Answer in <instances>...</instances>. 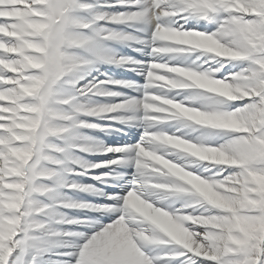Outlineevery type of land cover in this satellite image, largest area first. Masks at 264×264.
<instances>
[{"label":"snow or ice","instance_id":"obj_1","mask_svg":"<svg viewBox=\"0 0 264 264\" xmlns=\"http://www.w3.org/2000/svg\"><path fill=\"white\" fill-rule=\"evenodd\" d=\"M79 2L87 5V7L78 9L92 8V5L83 3L82 0H79ZM116 3H127L132 6H136L137 10L131 13H139L140 15L139 18L133 21H143L144 23L151 24V35L147 38H141L131 33H116L112 31L103 34L97 32L96 36H90L85 34L84 46L92 54V58H83L82 66L80 67L77 75L82 77V74L93 65L95 60H102L116 66H122L127 71H136L137 74H141L143 76L150 75V73L146 72V67L149 62L156 58L152 50L156 47H160L163 45L162 41H159L154 38L153 34L156 32V24L164 25L166 27H177L185 31L191 30L194 32L206 33L195 29H185L183 25H177L176 21L178 19L187 20L188 18L192 17H195L197 19H204L206 21L215 20V22L217 23V27L209 34L216 35L223 43H227L230 46H235L239 48L241 50L240 52L242 53V55L239 56L240 58H230L224 55L223 53H221L220 55H214L208 52H201L196 56V59L184 66L193 67L197 71L205 73L215 80L225 81L227 83H231L243 88L254 90L255 94L244 95L238 98L249 99L247 103H244L243 105L238 106L232 110H227V102L235 101L238 99L228 100L224 97L216 96L210 93L202 92L196 96L189 97L187 101L182 102H191L194 106L202 107L205 110L214 112L218 115H239L242 124H246L249 128L250 135L248 133L231 132L232 135L229 139H227L226 143L224 144V148L239 154L246 155L249 158L250 167L264 172V152H261L256 144V141L258 139L264 140V69L259 68L258 64L255 62V58L252 55V50L248 48L247 37H245L237 28L228 26V24L231 23L230 21H228V17L230 15L229 11L226 9L221 11L219 8L216 7L204 8L195 4L193 0H163V2L160 3L159 7L166 11L170 9H175L178 4H185L184 11L177 12L175 15L165 16L155 11L156 4L154 3V0H147V2H144V0H116ZM150 7L154 10L152 16H149L148 14V9ZM249 17H246V19L259 20L258 17ZM76 19L80 20L81 22L89 23V28H91L93 23H95V21L97 20L105 19L109 21H116L118 17L115 14H101L96 15L93 20H82L77 16ZM153 19L155 20V23H153ZM258 27L259 31L264 32V22H260ZM100 35H104L106 39L116 40L124 42L126 44L130 41H135L137 43H146L150 46V52L153 56V59L150 61H137L131 57H120L114 54H105L99 48L96 39V37ZM135 50L139 51V49ZM205 53L208 55L205 56L203 61H201V56H203ZM258 57L260 58V62L264 63V51L260 52L258 54ZM235 60L247 61L248 64L240 71L228 72L226 75L216 77L215 74L220 72V70L224 68L225 64ZM209 61H211L212 63H209ZM10 75H12L11 70L4 73H0V79L6 78ZM241 77L244 78L242 83L240 79ZM13 83L14 81L5 79V82L3 84H0V87L11 86ZM108 85H115L116 88L126 87L128 89V92L122 93L117 91L116 88L109 89ZM88 87H93L94 92L96 91V89H99L105 93V95H99V93H97L95 96L119 97V99L108 102V104L118 105L119 110L107 111L104 117H93L95 118L94 120L87 121L88 126L81 128L94 129L99 131H108L109 129H111L113 131L124 132L123 128L117 129L115 127V125L117 124H124L125 128H139L141 134L139 140H137L132 145H105L102 140L85 135L86 138L95 145H97L100 150L84 153L97 155H107L108 153L121 154L119 156H114L112 159L109 160H98L95 162L86 161V167H82L77 164L79 168L76 171H78L79 174L82 175H88V170L90 169L108 168L109 171H101L100 173L93 175L92 178L102 184L107 183L111 191L105 194L103 192V189L97 188L94 185H79L76 183L72 184L76 185L75 187H67V185L69 184H66L65 182L60 187L80 188L81 190L90 194L105 196L106 199L112 201L110 212L111 214L115 215V219L109 222L108 224H102L99 222L91 223L90 227L92 231L90 232H76L74 246L69 252L64 253V255L70 257V259L66 261V264H78L80 260V251L84 247V245L87 244L94 236L99 235L103 230L116 225L122 217L124 218V222L128 223L129 212H127L124 208L125 197L129 194L130 191L136 189V184L134 183V181L136 180V175L134 172L131 173L130 178L126 181V183L128 184V190L123 195L115 191V186L111 182L127 175V173L117 171L116 169H118L119 167L125 164H129L130 166L134 167V161L129 157V153L134 150L136 144L142 143L143 134L146 131L145 123L140 120L142 111L138 103L139 95L141 93V84L137 83L136 81L123 82L116 80L89 82L87 86H82L79 89L85 91V96L91 97L93 96V93L86 91ZM121 102L125 103L121 105ZM101 111H104V109H101ZM96 120H107L111 121L112 123L109 125H100L96 123ZM0 123H5V121L0 120ZM217 130L222 129L195 128L194 131L186 135V138L192 139L198 137V142L210 143V141L217 135ZM186 131L187 130H183L179 134L184 135ZM68 132L70 136L77 134L74 129H69ZM124 134L127 135L126 132H124ZM161 155H165V158H167L165 152L162 151ZM177 163L181 162L177 161ZM225 168V165L204 164L201 166L200 171L203 173L210 172V174L204 177L207 179L215 180H221L225 176H232L234 173L240 171V169H235V171H231L228 174L223 175V173L225 172ZM197 175L202 176L201 174ZM120 186L123 187V184H121ZM53 191V188L48 189L46 194L52 193ZM179 193L184 192H161L160 198L153 199L151 203L156 209L163 210V212L173 216H217L220 214L219 209L214 208L210 204H207L203 201L196 200V198H189L184 200L180 208H172L170 210H165L170 208V206L168 204L161 205V202L164 201L168 195ZM53 201H57L58 203L52 202L50 204H45L41 201V206L47 205V207L44 208V213H48V215H45L43 213L37 215L34 218L33 227H21L11 237L6 239H0V257H2L3 259V264H20V256L24 254L27 247L35 248L37 254L42 251H47L48 249L44 247V245L48 243V240L46 238L49 236L56 235V231L52 229L50 225L54 223L65 222L76 224L78 226L80 225V218H66L65 215L58 212V208L65 207V202H69L70 198L63 197L59 200L53 199ZM66 207L90 208L91 205L84 203H67ZM186 209L190 211H185ZM197 209H199V211H197ZM128 226L129 228L133 227L131 224H128ZM184 226L190 232L196 234L195 238L199 243H206L204 228H202L198 224L192 223H185ZM34 231H38L42 234L34 235ZM146 231L154 230L148 229ZM161 237V239H167V237ZM161 244H166L170 247H168L164 251L159 252L158 254H154V247ZM137 246L145 254V256H147L151 260V264H156V262L161 260L162 257H164L165 255L183 257V260L182 262H180V264H201V260L203 259H207L211 262V264H264V238H260L255 242L246 243L240 250L235 253L221 255L219 260L210 259L208 253L198 255L195 250H189V248L184 247L181 244L175 242L153 243L149 241H137ZM14 253H18V255H13ZM28 264H35V255L33 256V259L28 262Z\"/></svg>","mask_w":264,"mask_h":264},{"label":"bare ground","instance_id":"obj_2","mask_svg":"<svg viewBox=\"0 0 264 264\" xmlns=\"http://www.w3.org/2000/svg\"><path fill=\"white\" fill-rule=\"evenodd\" d=\"M234 1L232 3V6L228 9L230 15L228 17V21L231 23L228 24L229 27H235L237 25L236 19L232 17L233 14H239L240 12L245 11L244 7L240 8L237 7V1L240 2V0H229V2ZM18 2V1H17ZM243 4H247V0H242ZM256 7H258L257 3L255 4ZM4 15L8 16H19L18 12L16 11H9V12H3ZM24 15V14H23ZM6 18V16H5ZM23 21V20H22ZM24 22V21H23ZM247 23V22H246ZM245 22H242V24H246ZM24 32L25 29L23 26L19 27ZM101 29H99L100 31ZM13 34V32H11ZM165 35H170V31H167ZM210 36V38H209ZM215 35H208L207 37H204L202 35H199L198 33L195 34V38L199 40H205V41H211ZM247 37V41L252 40L253 35L249 34ZM73 40L75 43H80L81 38L79 36H73ZM258 66L260 65L262 69H264V63L260 62V59H258L257 62ZM192 83V82H191ZM215 84L219 87H230L229 84L223 83V82H215ZM194 86V84L192 83ZM208 89L212 90V83L207 81V85L205 86ZM196 88V86H195ZM198 89V88H197ZM1 97L4 99L5 94H2ZM66 95H60L59 97H56L54 103H65L66 102ZM5 100V99H4ZM21 108H28L29 105L20 106ZM175 111L178 113L177 117L171 116L169 118H174L177 120V124L181 123L184 124V128H189L188 120L183 115L184 110H186L184 107H179L174 105ZM33 112L35 113V108H32ZM54 113L64 116L65 120H72L74 116L66 115L62 113V109H54ZM161 109H157V112H160ZM6 112V109L1 107L0 104V120L5 121V123H0V239H6L7 234L11 232V229L13 227H23V222H15V221H9L6 222V211L7 212H14L16 213L20 208H29L32 212L35 210V203L31 201H27L25 204L20 206V201L22 197L20 196V199H16L13 196L14 202H9V200L6 202V179L15 178L16 176H20L18 174L19 172V162L21 158H23L26 153L25 151L22 152L21 150V144L23 143H17L12 139L9 138H21L24 136V134L27 133L32 127L33 121H29V116L26 114L25 116H22L19 121H17L16 125H11L9 127L6 126V116L4 118V113ZM147 115L148 112H147ZM215 117L218 118L219 123L214 124L210 122H205L207 124V128H216V129H222L217 130V136H219V131H240L238 127L224 119L223 115L213 114ZM50 116V117H49ZM49 116H46L45 118L52 121H43L42 126L47 127L49 131L55 130V128H67L62 125L56 124L54 121V114H50ZM62 118V117H61ZM165 118V119H169ZM97 121V120H96ZM99 121V120H98ZM101 122H104L106 124L103 125H109L111 121L107 120H100ZM99 121V123H100ZM11 122V120H9ZM36 122V121H35ZM88 125H85L86 127ZM243 127H247L245 124ZM86 133L89 135L86 136H100L98 135L97 130L94 129H87L83 128ZM20 130V132H18ZM59 131V130H58ZM175 133L174 129L171 131V134ZM86 136H82L81 140L79 141V138L72 139L68 138L65 140V145L68 146L67 142H72L73 148H67L64 147L59 151V156H55V160L57 162L53 163V160L47 157L46 159L51 163L52 166H59L60 168H66L70 167V169L77 170L80 166H87L86 161H98V160H109L112 159L115 155H118V153H108L107 155H97V154H88V153H81L82 158L80 157V150L79 147L82 143H85L87 146H89V149H86L88 152H94L99 151V147L89 141ZM215 137L213 139H215ZM22 140V139H21ZM100 140L104 142L105 145L114 144V145H121V142L117 139H109L106 136H100ZM171 140L166 146L170 148V152H167L166 156L167 158L170 157L173 160H188L186 159V152L182 151L178 147V142L174 139V137H171ZM28 139H26V142ZM143 148L145 150H148L147 146V139H143ZM58 144V141H56ZM24 146V145H23ZM25 147V146H24ZM27 148V147H25ZM68 149L70 152H68ZM82 149V148H81ZM216 150H210V151H204L201 153V158L206 159L205 162H212V163H221L225 164L226 167H232L235 165L242 166L244 164H249V158L246 155L236 153L234 151H229L228 149L224 147L218 146L215 148ZM123 151V149H122ZM227 151V152H226ZM229 151V152H228ZM73 152H76L77 154L72 155ZM209 154V155H205ZM163 158H165V155H162ZM68 157H73L71 163L66 162H60L65 159H69ZM147 158L149 159V162L153 161L151 164L153 165L154 172L152 173L151 179L154 183L160 184L164 183L159 177L162 173L167 172L168 167H172L170 175H176L177 177H174V183L168 184L165 188L161 189L162 192H184L179 194H172L168 195L164 201L161 202L162 204H168L170 208L165 210H170L172 208H180L182 205V202L186 199L192 198L191 194L195 193L196 200L203 201L207 204H210L212 207L217 208L220 210V214L217 216H210V215H199V216H193V215H178L173 216L170 214H167L163 212V210L154 211L152 208H145V205L141 204L140 201L136 200L135 197H129L126 196L125 201L127 200V205H131V209L133 210V205L136 207H139L141 209L146 210L151 216L152 219L148 223L151 225L150 228L154 231H141L140 229H133L129 228V226H119L114 225L111 226L108 229L103 230L99 235H96L93 239V241L89 244V249H91L89 252H86L85 255H91L92 258L89 259L86 263L79 261L78 264H139L141 262H144V260L148 259L147 262H144V264H150V259L147 256H142L140 254V251L136 250L137 241H168V242H175L178 244H184L185 247L189 248V250H195L198 255H203L205 253H208L210 259L219 260L221 255H228L233 253L230 248H232L233 245H238L239 238L238 236L242 234H248L251 233L253 235H257L258 233L264 235V217H255L252 216V212L259 206L256 204L253 200H249L246 198V194L248 192H251L249 188H247V185L250 182V179L254 177H260L252 171H248L246 169H241L239 172L234 174V178L232 181H225L228 182L229 185L222 184V185H214L213 189L210 188L212 183L206 182L209 186H206L204 183H201L203 180L195 179L193 175L184 173L181 171L182 168H187L190 170V167H186L184 164L176 165L171 164L166 161V163H161L158 159H152V157L148 154ZM193 160H196L195 157H193ZM141 161V160H140ZM156 161V165H155ZM78 164V165H77ZM147 163H145L146 165ZM50 165V164H48ZM50 165V166H51ZM197 164H193L192 166H196ZM51 166V167H52ZM103 169H100L98 171H89V174H98ZM194 170L191 168V171ZM77 171L74 173L76 174ZM193 173L200 174L197 170H194ZM76 179V175H70L67 177V181L63 180L61 176H54L52 177V180L55 181L57 184H64V182L67 185V187H71L70 184L72 181ZM21 181V179H19ZM18 180V181H19ZM222 180V179H221ZM101 185V188L103 189L105 187V184L99 183ZM232 184V185H231ZM11 188V191L13 193L17 192V187L13 185H8ZM236 186V187H235ZM24 188V184L21 183L20 189ZM70 189L64 187L63 190ZM189 189V191H186ZM24 191L29 193L30 195L28 197H38L40 195L56 198L58 197L57 192H52L46 194V192H39L36 191L34 188L27 186L24 188ZM61 193L62 191L59 190ZM241 194V195H240ZM237 196V197H236ZM6 206L10 209H6ZM160 206V205H158ZM190 211V210H185ZM199 211V209H197ZM144 217L138 215L137 216V223H142ZM185 223H192V224H198L202 228L205 229V244L199 243L194 233L190 232L188 229L185 228ZM132 225V223H130ZM25 225L28 227H33V225H28V223L25 221ZM52 229L56 231L55 236H49L48 237V244H51L53 240L60 239L61 242H69L71 243L69 237H58L57 235V229L50 225ZM147 227V225H145ZM202 230V229H201ZM34 235L37 234V231H34ZM150 236L152 239H148L147 237ZM167 237V239H161L162 237ZM132 242L134 243L135 248L132 246ZM167 242V243H168ZM156 247H154V254H157L158 250H156ZM162 251L170 247L166 244H161ZM64 253H67V251H62L61 255L58 258H54V256H47L45 254L44 258L45 263L41 264H66V261L70 259V257L64 255ZM36 249L33 247H27L26 251L23 255L20 257H24V263L28 264V260L33 258V256H36ZM138 259V262L136 263ZM183 257H171L168 256V259L164 261L158 262V264H180L182 262ZM0 261L3 262L2 257H0ZM201 264H211L210 261L207 259L201 260Z\"/></svg>","mask_w":264,"mask_h":264},{"label":"clouds","instance_id":"obj_3","mask_svg":"<svg viewBox=\"0 0 264 264\" xmlns=\"http://www.w3.org/2000/svg\"><path fill=\"white\" fill-rule=\"evenodd\" d=\"M237 7L243 8L244 4L242 0L237 4ZM227 45V43H225ZM233 56H240L242 55L241 52H234L232 53ZM227 139H225L222 143H220V147H224V144L226 143ZM151 147L155 150H159L161 148L160 144H154L151 145ZM211 149L208 147V145L205 143L201 146L199 150H197L194 153H187L186 159L193 160V157L196 158V160H199L201 158V153L204 151H210ZM156 159L160 160L161 163H166V161L162 157H156ZM195 163V161H193ZM148 165H145L144 168L138 169L137 174L138 178L141 181V187L144 189L143 194L139 196L140 203L145 205V208H152L154 211H159V209H156L154 205L151 203L153 199H159L160 193L162 192L161 189L165 188L168 184L174 183V176L170 175L172 171V167L169 166L167 172L162 173L159 179L164 181V183L156 184L151 182V172L147 171ZM230 176H225L222 180H215V179H209L212 184L214 185H222L225 181L229 180ZM192 198H196L195 193L191 194ZM127 203V200L125 201ZM140 215L144 217L142 223H137V216ZM129 219L132 221L133 229H140L141 231H146L148 228L151 227V225L148 223L151 221L152 216L144 209H141L139 207H136L133 205V210L129 211ZM147 225V227H145Z\"/></svg>","mask_w":264,"mask_h":264},{"label":"rangeland","instance_id":"obj_4","mask_svg":"<svg viewBox=\"0 0 264 264\" xmlns=\"http://www.w3.org/2000/svg\"><path fill=\"white\" fill-rule=\"evenodd\" d=\"M254 2H256L257 0H253ZM215 5L216 6H220V2H219V0H215ZM247 7V9H250V7L249 6H246ZM217 8V7H216ZM248 11H246V13H247ZM248 14V13H247ZM249 17V16H248ZM254 17H256V16H254ZM243 18V17H242ZM249 18H251V17H249ZM251 22H255L253 25H251L253 28H254V30L259 26V23H260V19L259 20H251V19H249ZM261 22H264V20L263 21H261ZM0 29L1 30H3L4 28H3V26L2 25H0ZM240 32H242V33H244V29H242V30H239ZM261 34H262V38H261V42L264 44V32H261ZM248 48L250 49V50H252V53H253V48H255V46H252V45H248ZM239 49V48H238ZM237 49V50H238ZM238 51H241L240 49L238 50ZM231 53V52H230ZM248 88H243V87H240V86H237V90H236V93H235V91L234 92H231L230 93V95L231 96H236V97H238L239 95H244V94H247V93H249V92H247L246 90H247ZM222 91H224L225 92V89H223ZM238 93H240L239 95H238ZM188 113V116H189V118L190 119H197V120H201V119H204L205 118V115H193V114H191V113H189V112H187ZM231 119H232V122L233 123H236V122H241V119H240V117H239V115H236V114H233L232 116H229ZM211 119H215V118H211ZM215 148V146L213 147V149ZM212 149V150H213ZM214 150H216V149H214ZM261 152H264V151H261ZM259 180H264V178H259V179H255L254 181L253 180H251L252 182H251V186L253 187V193L255 194V195H257L258 196V198H253L254 199V202L255 203H257L258 205H260L261 207L259 208V209H262L263 211H264V181H262V183H259ZM256 186V187H255ZM241 195V194H240ZM259 216H264V213H262V215H259ZM260 238V235H257V236H252V235H247V236H245V237H243V238H241V244H240V247L242 248V244H244V242L247 240V241H249V242H255L256 240H258ZM236 247V246H235Z\"/></svg>","mask_w":264,"mask_h":264}]
</instances>
